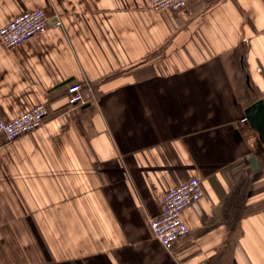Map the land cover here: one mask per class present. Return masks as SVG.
<instances>
[{
  "label": "crops",
  "instance_id": "obj_1",
  "mask_svg": "<svg viewBox=\"0 0 264 264\" xmlns=\"http://www.w3.org/2000/svg\"><path fill=\"white\" fill-rule=\"evenodd\" d=\"M147 3L0 0V28L47 15L23 45L0 43V117L49 110L0 135V264H264V144L245 118L264 99V0ZM73 82L94 100L70 106ZM191 176L205 196L168 251L150 218Z\"/></svg>",
  "mask_w": 264,
  "mask_h": 264
},
{
  "label": "built area",
  "instance_id": "obj_2",
  "mask_svg": "<svg viewBox=\"0 0 264 264\" xmlns=\"http://www.w3.org/2000/svg\"><path fill=\"white\" fill-rule=\"evenodd\" d=\"M191 0H147L154 11L184 10ZM47 15L42 9L25 11L0 28V43L8 48L23 45L34 36L47 29ZM56 24H59L58 22ZM86 89V90H85ZM94 89L81 82L68 84L67 99L72 107L85 105L94 100ZM45 101L33 106L13 120L0 117V135L10 141L37 130L49 116ZM202 180L191 176L178 185L163 190L159 195L160 211L150 218V227L158 240L168 251H173L175 243L190 232L183 211L205 196Z\"/></svg>",
  "mask_w": 264,
  "mask_h": 264
},
{
  "label": "water",
  "instance_id": "obj_3",
  "mask_svg": "<svg viewBox=\"0 0 264 264\" xmlns=\"http://www.w3.org/2000/svg\"><path fill=\"white\" fill-rule=\"evenodd\" d=\"M245 113L252 130L258 132L261 144H264V99L249 104Z\"/></svg>",
  "mask_w": 264,
  "mask_h": 264
}]
</instances>
